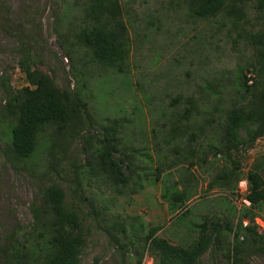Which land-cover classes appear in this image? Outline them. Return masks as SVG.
Listing matches in <instances>:
<instances>
[{"label":"trees","instance_id":"obj_1","mask_svg":"<svg viewBox=\"0 0 264 264\" xmlns=\"http://www.w3.org/2000/svg\"><path fill=\"white\" fill-rule=\"evenodd\" d=\"M58 1L63 10L59 16L58 40L70 63L71 75L77 79L76 87L59 88L51 76L32 68L28 53H22L18 64L27 85L13 90L6 71L0 76L4 95V104L0 102V133L7 140L4 158L14 167L22 164L26 168V162L37 159L42 149L46 156L41 163L50 167L61 162L76 137L86 148L82 155L85 162L70 174L74 178L68 181L71 186L64 189L60 183L52 182L40 191L29 206L31 222L23 232L4 233L0 238V264H81L89 218L91 213L96 215L92 202L96 201V191L99 190L101 197L104 186L123 195L128 187L136 184L139 173L140 167L133 168L131 159L142 150L134 145L126 146L122 132L131 125L142 128L141 109L134 107L135 115L139 114L138 123L131 120L127 114L129 108L122 105L118 109L122 116L106 120L98 134L90 128L83 134L85 118L89 117L85 79H91L101 70L111 77L124 76L128 70L131 41L121 0ZM170 1L180 4L185 14L195 21H216L218 31L227 28L233 46L240 43L251 51L243 65L235 70V76L226 80L230 81L233 92L229 94L222 117L213 115L217 109L213 107V112L205 113L204 122L193 127L189 122L197 112L192 106L178 120L170 121L172 126L165 135L168 144L184 139L186 155L177 161L187 162L189 168L212 166L214 163L209 158L223 160L204 193L219 189L231 197L237 196L236 187L244 175L247 180L244 199L249 205L237 209L228 202L224 217H208L187 225L193 195L191 182L181 183V189L179 184L165 186L161 200L174 215L171 226L177 222V228L185 227L187 232L195 234L188 245H173L157 235L166 222L144 225L140 217L139 234L131 231L127 235L125 225L113 222L111 228L120 230L128 241L115 235L112 238L120 253L134 248L129 256L135 257L134 264H142L145 253L152 258V264H201L202 256L208 251L211 255L219 253L226 264H243L252 256H264V231L259 232L255 224V219L264 212V153L255 157L244 173L236 155L244 154L264 139V0ZM65 23L68 27L64 29ZM249 70L254 76L250 85L245 75ZM217 94L209 90L213 98ZM185 101L192 104L191 99ZM204 139L206 145L201 142ZM153 150H158L156 142ZM35 168L32 165L27 170ZM141 172L145 181L156 184L162 169ZM138 178L142 175L138 174ZM136 185L141 188L140 183ZM85 203L91 207L88 211L84 210Z\"/></svg>","mask_w":264,"mask_h":264},{"label":"rangeland","instance_id":"obj_2","mask_svg":"<svg viewBox=\"0 0 264 264\" xmlns=\"http://www.w3.org/2000/svg\"><path fill=\"white\" fill-rule=\"evenodd\" d=\"M121 4L131 41L128 70L124 76L113 77L101 70L91 79H85L89 117L85 118L83 134L89 128L98 134L106 120L122 116L118 112L122 105L129 108L127 114L131 120L138 123L139 114L135 115L134 107L141 109L142 128L131 125L122 132L126 146L134 145L142 150L131 159L133 168L140 167L135 182L140 183L141 188L132 184L135 186L131 185L123 195H118L103 186L101 197L99 190L96 191V201H92L96 215L91 213L89 218V234L81 264H134L135 257H129L134 248L129 247L120 253L112 236H120L125 242L128 239L111 226L118 222L125 225L127 235L131 231L139 234V217L144 225L166 222L157 235L173 245H188L195 234L187 232L185 227L177 228V222L171 226L174 215L161 200L165 186L179 184L181 189V183L191 182L189 187L193 195L187 225L208 217H224L228 202L237 209L246 204L245 194L238 186L234 197L219 189L204 193L223 160L209 158L208 161L214 163L212 166L189 168L187 162L177 161L186 155L184 139L172 140L168 144L165 135L172 126L170 121L178 120L192 106L197 112L189 122L193 127L200 126L204 116L207 117L205 113L213 112V107L217 108L214 116L222 114L231 90L233 92L230 81L226 80L235 76V70L243 65L250 49L240 43L233 46L227 28L218 31L216 21H195L185 14L180 4L170 0H121ZM62 14L58 0H0V76L6 71L13 90L27 85L18 64L22 53H28L32 68L51 76L59 88L75 89L77 79L71 75L70 63L65 59L58 40V22ZM64 26V29L68 27L66 23ZM231 38H234L233 33ZM209 90L218 92L217 97L209 95ZM187 99H191V105L187 104ZM0 102L4 104L1 89ZM6 141L0 133V238L9 230L23 232L28 227L31 222L29 206L47 185L58 182L64 189L72 185L68 183L74 179L70 174L85 162L82 155L86 149L78 138L73 137L61 162L50 167L42 164L46 152L41 149L37 159L26 162V168L22 164L14 167L4 158ZM203 141L205 139L201 142L206 145L207 142ZM154 142L158 150H153ZM241 153L236 155L244 173L254 158L264 153V139L258 140L251 150ZM32 165L36 168L28 171ZM158 167L162 169L158 183L145 181L141 170L148 173ZM138 174L142 175L141 179ZM90 208L89 203L84 204L85 211ZM258 222L255 221L258 231L263 232L264 212L260 213ZM152 262L150 255L145 253L142 264ZM201 264H226V261L219 253L211 255L208 251L202 256ZM243 264H264V256H252Z\"/></svg>","mask_w":264,"mask_h":264},{"label":"clouds","instance_id":"obj_3","mask_svg":"<svg viewBox=\"0 0 264 264\" xmlns=\"http://www.w3.org/2000/svg\"><path fill=\"white\" fill-rule=\"evenodd\" d=\"M248 73H250L252 76L250 77V78H248L247 77V74ZM245 75H246V78H247V84L248 85H250V84H252V78L254 77L253 76V73L251 72V70H249L248 72H245ZM245 183V187H240V184H242V183ZM237 186H238V189L240 190V192L242 193V194H247V180H246V178H245V176L243 175L242 176V178L240 179V181L238 182V184H237ZM239 192V191H238ZM244 203H246L245 205L246 206H248L249 205V203L246 201V200H244ZM256 220H258V217L255 219V221ZM247 224V222H244V225H246Z\"/></svg>","mask_w":264,"mask_h":264},{"label":"built area","instance_id":"obj_4","mask_svg":"<svg viewBox=\"0 0 264 264\" xmlns=\"http://www.w3.org/2000/svg\"><path fill=\"white\" fill-rule=\"evenodd\" d=\"M251 76L252 75L250 73L247 74L248 78H250ZM240 187H245V183L243 182L242 184H240ZM256 222L259 223L258 220H256Z\"/></svg>","mask_w":264,"mask_h":264}]
</instances>
